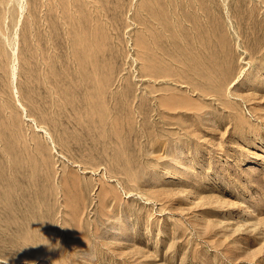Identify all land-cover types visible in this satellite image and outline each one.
Instances as JSON below:
<instances>
[{
  "label": "rangeland",
  "instance_id": "rangeland-1",
  "mask_svg": "<svg viewBox=\"0 0 264 264\" xmlns=\"http://www.w3.org/2000/svg\"><path fill=\"white\" fill-rule=\"evenodd\" d=\"M0 264H264V0H0Z\"/></svg>",
  "mask_w": 264,
  "mask_h": 264
},
{
  "label": "bare ground",
  "instance_id": "bare-ground-1",
  "mask_svg": "<svg viewBox=\"0 0 264 264\" xmlns=\"http://www.w3.org/2000/svg\"><path fill=\"white\" fill-rule=\"evenodd\" d=\"M154 4V3H153ZM23 5H24V3H23ZM20 6H21V4H20ZM91 6V5H90ZM64 7V6H63ZM68 7V6H67ZM67 7L65 8V9H67ZM200 7H202V6H200ZM105 8H106V6H105ZM136 8H138V7H136ZM144 9V8H143ZM70 11V10H69ZM140 11V10H139ZM21 12V11H20ZM79 12H81V11H79ZM144 12V11H143ZM84 13V12H83ZM202 13V12H201ZM78 16V15H77ZM84 16H85V14H84ZM83 16V17H84ZM204 16V15H203ZM17 17H19V16H17ZM173 17H174V15H173ZM173 20H175V17L173 18ZM180 20V19H179ZM154 23H155V21H154ZM95 24H97V22L95 23ZM12 33V32H11ZM101 33V32H100ZM88 34V33H87ZM90 34V33H89ZM15 35H16V33H15ZM95 35V34H94ZM103 36V35H102ZM189 39V38H188ZM16 41V40H15ZM94 41V40H93ZM140 44H142V43H140ZM141 46V45H140ZM14 51H15V49H14ZM78 56V55H77ZM81 56V55H80ZM132 58V57H131ZM15 59V58H14ZM91 61H92V59H91ZM92 62H95V61H92ZM190 62L192 63V64H194L195 62H194V60H193V57H191L190 58ZM106 63V62H105ZM14 64H12V66H13ZM100 65V64H99ZM191 65V64H190ZM106 67H107V64H106ZM15 70V69H14ZM226 70V69H225ZM108 73V72H107ZM13 74H14V72H13ZM108 75V74H107ZM109 78V77H108ZM141 78V77H140ZM101 91V90H100ZM122 95V94H121ZM141 107L139 106V109H140Z\"/></svg>",
  "mask_w": 264,
  "mask_h": 264
}]
</instances>
